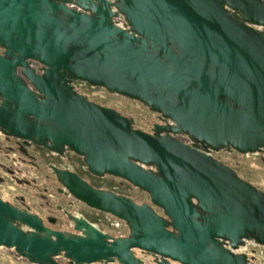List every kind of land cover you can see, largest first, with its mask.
Masks as SVG:
<instances>
[{"label":"water","instance_id":"95a60500","mask_svg":"<svg viewBox=\"0 0 264 264\" xmlns=\"http://www.w3.org/2000/svg\"><path fill=\"white\" fill-rule=\"evenodd\" d=\"M0 47V132L73 152L92 176L149 197L58 175V193L127 233L81 215L73 231L52 229L0 197V248L31 264H140L136 249L157 264H256L246 249L264 247V191L216 155L264 152L263 0H0ZM73 81L137 101L158 122L140 130Z\"/></svg>","mask_w":264,"mask_h":264},{"label":"flooded vegetation","instance_id":"af4514ba","mask_svg":"<svg viewBox=\"0 0 264 264\" xmlns=\"http://www.w3.org/2000/svg\"><path fill=\"white\" fill-rule=\"evenodd\" d=\"M3 51L4 48L0 47V54ZM29 62L30 68L37 74L40 73L39 68L42 65L34 60H30ZM20 70L21 68L17 67L19 75ZM72 84L78 93L86 94L89 100L100 105H105L90 98L85 90L86 83L73 81ZM120 113L133 117L129 112ZM147 113L152 115V119H144L146 124L144 126H139L134 119V127L150 132L152 124L158 121L156 120L155 113L149 110H147ZM263 153L260 157H262ZM216 157L218 158L217 155ZM220 161L243 177L234 166L222 160ZM83 167L84 163L82 159L73 152H67L63 155L52 154L43 147L34 144L25 145L21 139L5 137L0 132V197L7 195L5 200L19 209H24L37 215L46 226L52 229L73 231L70 217L81 215L84 219L96 224L99 229L111 236L126 234L127 227L122 222L112 216H106L103 213L86 207L82 203L76 202L71 196L58 193V190L61 189V184L57 180L58 175L66 177L67 173H75L94 188L113 191L117 194L133 198L136 202H149L147 193L116 177L92 176ZM153 210L161 214L157 207L153 206ZM246 254L256 264H264V247L249 244ZM15 255L17 258H21L16 253ZM134 257L141 261L140 264H157L152 254L140 249L134 250ZM60 259L68 261L67 258L58 256L56 258L57 264H61ZM110 263L120 264L117 262L106 264ZM92 264L101 263L95 262Z\"/></svg>","mask_w":264,"mask_h":264},{"label":"rangeland","instance_id":"374dc122","mask_svg":"<svg viewBox=\"0 0 264 264\" xmlns=\"http://www.w3.org/2000/svg\"><path fill=\"white\" fill-rule=\"evenodd\" d=\"M86 92L90 98L108 105L120 112H129L132 114L139 126H144L145 120H151L152 115L147 113V108L139 104L137 101L128 100L120 96L108 94L105 89L85 86ZM218 158L231 166H234L243 177L257 188L264 191V153L262 157L253 155H241L236 152L225 153L219 152ZM7 198V195L2 197ZM61 264H69L67 260L60 259ZM0 264H31L23 258H17L15 252L10 249L0 248ZM116 264V263H110Z\"/></svg>","mask_w":264,"mask_h":264}]
</instances>
